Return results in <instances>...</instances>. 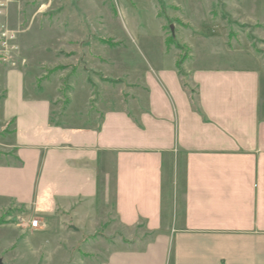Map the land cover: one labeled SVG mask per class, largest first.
I'll list each match as a JSON object with an SVG mask.
<instances>
[{"label":"crops","instance_id":"crops-1","mask_svg":"<svg viewBox=\"0 0 264 264\" xmlns=\"http://www.w3.org/2000/svg\"><path fill=\"white\" fill-rule=\"evenodd\" d=\"M178 62L142 78L144 106L101 104L90 126L54 121L53 96L0 63V120L13 125L0 217L13 207L48 227L102 204L150 238L103 264H264L261 71Z\"/></svg>","mask_w":264,"mask_h":264},{"label":"rangeland","instance_id":"rangeland-1","mask_svg":"<svg viewBox=\"0 0 264 264\" xmlns=\"http://www.w3.org/2000/svg\"><path fill=\"white\" fill-rule=\"evenodd\" d=\"M17 2L9 23L24 30L18 40L26 65H5L25 68L36 92L53 96L54 121L90 126L101 104L135 112L147 101L142 78L177 60L193 68L253 67L264 87V0ZM12 137L13 125L0 120L1 164L10 162ZM16 212H1L4 264H103L113 252L150 240L116 226L102 204L58 215L45 230L21 227L17 217L27 215Z\"/></svg>","mask_w":264,"mask_h":264},{"label":"built area","instance_id":"built-area-1","mask_svg":"<svg viewBox=\"0 0 264 264\" xmlns=\"http://www.w3.org/2000/svg\"><path fill=\"white\" fill-rule=\"evenodd\" d=\"M18 3L17 0H0V63L9 65L12 68L24 67L26 59L21 56L19 35L23 29H12L9 23L10 7ZM21 227L28 229H45L38 218L28 219L20 216L18 219Z\"/></svg>","mask_w":264,"mask_h":264},{"label":"water","instance_id":"water-1","mask_svg":"<svg viewBox=\"0 0 264 264\" xmlns=\"http://www.w3.org/2000/svg\"><path fill=\"white\" fill-rule=\"evenodd\" d=\"M0 264H4L3 260L0 258Z\"/></svg>","mask_w":264,"mask_h":264},{"label":"trees","instance_id":"trees-1","mask_svg":"<svg viewBox=\"0 0 264 264\" xmlns=\"http://www.w3.org/2000/svg\"><path fill=\"white\" fill-rule=\"evenodd\" d=\"M185 60V59H184ZM180 66H181V62L180 63H178V67L180 68Z\"/></svg>","mask_w":264,"mask_h":264}]
</instances>
